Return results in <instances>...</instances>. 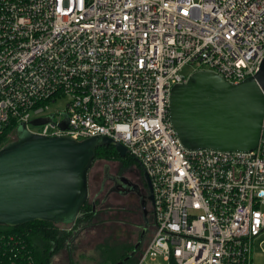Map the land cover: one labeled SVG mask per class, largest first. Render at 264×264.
<instances>
[{"label":"built area","instance_id":"built-area-1","mask_svg":"<svg viewBox=\"0 0 264 264\" xmlns=\"http://www.w3.org/2000/svg\"><path fill=\"white\" fill-rule=\"evenodd\" d=\"M263 56L264 0H0V138L22 125L121 144L152 192L154 230L136 264H252L264 138L250 152L188 150L168 106L191 73L237 83Z\"/></svg>","mask_w":264,"mask_h":264},{"label":"water","instance_id":"water-1","mask_svg":"<svg viewBox=\"0 0 264 264\" xmlns=\"http://www.w3.org/2000/svg\"><path fill=\"white\" fill-rule=\"evenodd\" d=\"M169 122L188 150L250 152L264 138V56L257 71L240 82H227L210 71H195L185 83L171 87ZM51 118L34 119V126ZM63 128L65 122H61ZM19 127V126H18ZM15 140L0 148V225L16 227L33 221H59L87 198L86 176L94 150L111 145L109 138L95 136L75 140L70 136H41ZM123 158L126 149L112 144ZM122 195L133 191L141 209L152 205V192L145 172L142 177L147 194L137 184L107 174ZM126 189V190H125ZM130 189V190H129ZM55 224V223H54ZM144 230L140 234L142 239Z\"/></svg>","mask_w":264,"mask_h":264},{"label":"rangeland","instance_id":"rangeland-1","mask_svg":"<svg viewBox=\"0 0 264 264\" xmlns=\"http://www.w3.org/2000/svg\"><path fill=\"white\" fill-rule=\"evenodd\" d=\"M183 74H189L192 72L191 66H184L182 68ZM64 107L63 102H56L50 104V110L46 114L52 117L54 110H62ZM54 118V117H53ZM35 128V126H32ZM18 139L22 140L28 137V133L22 128L18 127L17 131ZM15 140V138H14ZM7 141V142H6ZM10 138L3 140L4 142H10ZM116 163H111L103 158L96 157L89 170L87 171V202L90 203L96 197L99 201L102 200L103 196L107 195L106 200L109 205V213L107 217H103L101 222L95 221L91 223L89 227H83L79 229V226H75V219L78 217V210L73 209L63 214L59 221H54L57 229L59 230H71L72 235L65 241L62 247L54 254L51 258L50 264H96V259L100 253L99 247L102 250L105 245L112 246L115 243L131 245L138 241L140 232L144 228L140 206L138 198L132 193H114L110 190L111 184L107 181L104 183V188L98 193L99 184L103 177L104 167H107V174L113 176L116 171ZM129 170V169H127ZM131 177L134 175V180H137L138 173L135 167L130 169ZM136 177V178H135ZM138 182V180H137ZM140 185V192H145L144 187ZM109 191H111L109 193ZM98 193V195H97ZM264 211V206L261 208ZM148 216H151V209L148 205ZM108 216L115 217L109 220ZM153 221L146 227V231L143 233L139 251L137 253V260L140 259L143 254L147 243L149 242L153 233ZM252 253V264H264V232L254 240ZM135 250V246L133 251ZM143 250V251H142ZM142 252V253H141ZM137 263V262H136ZM143 264H164V262L157 258L155 261L146 259Z\"/></svg>","mask_w":264,"mask_h":264},{"label":"trees","instance_id":"trees-1","mask_svg":"<svg viewBox=\"0 0 264 264\" xmlns=\"http://www.w3.org/2000/svg\"><path fill=\"white\" fill-rule=\"evenodd\" d=\"M8 133L9 130L7 129L3 131L0 142L6 139ZM96 157L103 158L111 163H116V166L120 167V169L127 168L130 170L132 167H135L141 178V185L147 191L145 181L142 177V170L134 159L127 155L121 158L112 145L97 146L94 150L91 164ZM105 182L106 181H103L102 177L98 193L103 190L102 186H104ZM111 191H109V193ZM107 198L108 196L105 195L102 200L99 201L95 197L90 203L84 200L79 206L78 217L74 221L75 226H79L78 228L81 229L91 226L92 222L103 221L102 218L107 217L106 215L110 212L108 208L109 205L106 202ZM148 205L151 209L149 203L146 204L145 211L140 208L141 220L144 226L142 230H144V232L150 222L153 221V219L148 216V213L150 214ZM108 218L111 220L115 217L108 216ZM53 224L52 222L33 221L16 227L0 225V264H50L52 256L57 253L65 241L72 235L71 230L62 231L57 229ZM141 240L142 239L139 237L138 241L134 244V246L137 244L134 251L133 244L115 243L112 246L105 245L102 250L99 247L98 251L100 255L95 263L136 264Z\"/></svg>","mask_w":264,"mask_h":264},{"label":"flooded vegetation","instance_id":"flooded-vegetation-1","mask_svg":"<svg viewBox=\"0 0 264 264\" xmlns=\"http://www.w3.org/2000/svg\"><path fill=\"white\" fill-rule=\"evenodd\" d=\"M131 170H127V168H123V169H120V167H118V166H116V171H115V174L113 175L114 177H117V178H121V179H123V180H126V182L128 183H133V184H137L138 186H139V188H140V185L138 184V182L141 184V178H140V176H138L137 178V180H138V182H137V180L135 179V181H133L134 180V175L131 177V174L133 173H131L130 172ZM136 178V177H135ZM133 179V180H132ZM109 182L110 184H111V186H110V189L112 190V191H114V192H118L119 190H121L122 189V187L119 185V184H115L114 182H113V180H108V179H106V182ZM102 188H104V186H102ZM126 190V189H125ZM130 190V189H129ZM141 190V189H140ZM144 190H145V188H144ZM128 193H132V194H134V195H136L133 191H128ZM142 194H147V191L145 190V192H142ZM137 196V195H136ZM138 198V197H137Z\"/></svg>","mask_w":264,"mask_h":264},{"label":"bare ground","instance_id":"bare-ground-1","mask_svg":"<svg viewBox=\"0 0 264 264\" xmlns=\"http://www.w3.org/2000/svg\"><path fill=\"white\" fill-rule=\"evenodd\" d=\"M137 245V244H136ZM136 245H135V248H136Z\"/></svg>","mask_w":264,"mask_h":264}]
</instances>
